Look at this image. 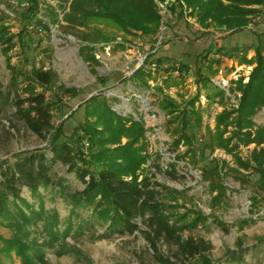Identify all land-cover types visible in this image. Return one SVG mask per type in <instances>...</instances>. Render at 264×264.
<instances>
[{
  "label": "trees",
  "instance_id": "1",
  "mask_svg": "<svg viewBox=\"0 0 264 264\" xmlns=\"http://www.w3.org/2000/svg\"><path fill=\"white\" fill-rule=\"evenodd\" d=\"M156 1L165 0H58V7L46 4L45 19L37 14L38 0H28V6L17 12L23 20L17 33L12 32L0 16V50L10 72L8 83L0 82V115L9 113L45 140L54 127V109L59 103V94H77L74 87L56 85V76L51 69L37 66L36 55L39 53L35 55L34 51L40 46V39L31 29L49 31V24L65 22L80 42L79 56L95 73V67L100 64L97 57L100 43H112L117 49L126 46L101 29H89V24L110 20L125 34L150 40L156 37L163 24ZM257 5L264 6V0H174L167 7L176 15L187 13L194 17L203 29L201 34L212 26L232 34L248 28L251 16L260 13ZM16 45L21 55L18 64L12 63L10 55ZM263 46L258 42L251 57H247L245 50L240 52L239 63L252 67L246 81L242 75L232 80V90L239 93L237 104L217 112L212 128L207 125L202 130V110L196 105L199 93L183 105L166 97L160 100L168 116L166 125L172 136L173 150L185 147L178 156L198 167L201 179L207 181L211 194L209 205L213 211L220 209L227 200L224 180L228 175L242 182L254 178L256 186L264 190V126L254 121L257 111L264 109ZM222 48L219 46L214 50L212 57L209 56L211 51H207L196 58L197 83L203 82L204 86L211 83L215 90L212 99L218 97L221 104L224 103V90L214 85L203 69L211 75L216 74L221 59L215 55L220 54ZM153 56L154 51L148 52L131 75L145 86L144 76L150 75L149 66L153 64L158 69L167 61L164 55ZM183 66L179 62L177 66L164 68L174 71ZM106 78L98 76L97 80L104 83ZM38 87L41 89L37 90ZM82 104L85 109L83 119L71 126L69 132L66 122L74 111L54 129V136L47 140L45 147L0 160V225L11 230L9 237L0 235V264L13 262L14 256L20 259V264L43 262L46 247L71 234L81 235L84 227L96 223L105 228L98 235L100 238L143 231L159 264H172L158 249L157 242L161 238L174 245L176 253L189 264H215L209 256L211 243L208 240L202 236L184 235L185 230L193 231L209 216L195 203L193 209L180 211L179 208L184 206L175 200L183 191L155 179L157 172H163L171 179L179 176L174 163L162 168L155 159L158 153L153 156L149 152L143 120L118 113L101 92L89 96ZM122 138H126L124 143ZM252 144L249 155L243 156L241 147ZM215 149L230 155L232 164L226 159L209 158ZM150 161L153 170L148 168ZM57 163L66 166L68 172H74L83 188L71 190L67 178L55 175L53 169ZM23 187L36 201H29L21 194ZM40 188L71 204L70 215L62 228L57 213L46 211ZM251 199L255 203V198ZM80 210L90 213L83 217ZM214 220L224 225L217 217ZM251 220L239 219L235 225L243 228ZM40 221L49 238L41 242L30 237V226Z\"/></svg>",
  "mask_w": 264,
  "mask_h": 264
},
{
  "label": "rangeland",
  "instance_id": "2",
  "mask_svg": "<svg viewBox=\"0 0 264 264\" xmlns=\"http://www.w3.org/2000/svg\"><path fill=\"white\" fill-rule=\"evenodd\" d=\"M173 1H156L163 16V24L160 25L156 37L150 40L125 34L110 20L91 22L89 29H101L117 42H124L126 46L125 49H117L112 43H100L97 50L100 64L95 67V73L79 56L80 42L65 22L49 24V31L38 29L35 32L31 29L35 37L40 39V46L34 51L35 55L39 53L36 55L37 66L51 69L56 76V85L74 87L77 94L66 96L59 94V103L55 104L54 109V127L45 140L39 138L9 113L0 115V160L12 159L17 153L45 147L47 140L54 136V129L74 111L66 122V130L69 132L71 126L83 119L85 111L83 101L101 92L118 113L143 120L149 152L153 156L158 153L155 159L162 168L169 167L171 163L175 164L179 176L177 179H171L163 172H157L155 179L183 191L175 200L184 206L179 210L193 209L195 203L209 216L206 222L199 224L193 231L185 230L184 235L202 236L208 240L211 243L209 256L215 264H264V190L256 186L254 178L242 182L228 175L224 180L227 186V200L220 209L211 210L208 183L201 179L198 167L190 164L187 158L178 156V153L184 151V146L173 150L172 136L166 125L168 116L160 103V100L166 97L183 105L199 93L196 105H200L202 110V130L207 125L213 127L214 116L223 107L236 106L239 93L232 90V80L242 75L246 81L252 67L239 63L240 52L245 50L247 57H251L258 42L264 45V6H256L260 13L251 16V22L246 29L231 34L228 30L212 26L205 34H201L203 29L194 17L187 13L179 16L169 12L167 6ZM23 2L24 6L21 5ZM27 2L28 0H0V16H3L4 22L14 33L23 25V20L19 18L17 12L28 6ZM47 3L58 7V0H38L39 17L47 19L45 14ZM61 16L60 13L59 18ZM219 46L223 48L220 54L215 55L221 59L216 74L211 75L206 69L203 71L210 76L214 85L224 90L223 104L218 101V97L212 99L215 92L213 85L208 83L204 86L203 82L197 83L196 75L198 55L211 51L209 56L212 57L215 54L213 51ZM42 48L46 50L42 51ZM153 51V58L164 55L167 61L158 69L153 64L149 66L150 75L144 76L147 80L145 86L131 75L139 66V57ZM10 55L12 63L20 62L18 45L10 51ZM179 62L185 66L174 71H166L164 68L177 66ZM98 76H106V81L99 82ZM9 78L10 72L0 50V82L3 85L7 84ZM54 88L56 89V86ZM80 104L82 105L78 107ZM254 121L264 126L263 108L254 115ZM121 141L124 143L126 138H122ZM252 147L253 144L241 147L242 155L248 156ZM212 157L226 159L232 164L231 156L221 149H215L210 153L209 158ZM152 163L149 162L148 168L153 170ZM53 172L67 178L71 190L83 188L82 182L76 178L74 172H68L62 163H57ZM40 190L44 195L46 211L48 214L54 211L57 213L59 226L62 228L70 215L71 204L58 195L52 196L49 190L43 188ZM21 194L29 201H36L26 187L22 188ZM251 197L255 198V203H252ZM80 211L83 217L90 213L89 210ZM215 217L224 225L214 220ZM244 218L252 220L243 228L235 225L239 219ZM141 228L145 229L142 225ZM30 230V237H35L39 242L49 239L42 221L30 226ZM104 231V226L98 223L86 226L83 234H71L65 240L46 247L43 262L37 264H159L143 231L98 237ZM0 235L9 237L11 230L0 225ZM157 246L161 254L168 257L172 264H189L176 253V247L163 238L158 240ZM7 263L20 264V259L14 256V261Z\"/></svg>",
  "mask_w": 264,
  "mask_h": 264
},
{
  "label": "built area",
  "instance_id": "3",
  "mask_svg": "<svg viewBox=\"0 0 264 264\" xmlns=\"http://www.w3.org/2000/svg\"><path fill=\"white\" fill-rule=\"evenodd\" d=\"M26 4H27V3H26ZM21 5H23V6H24V5H25V3L23 2V3H21ZM145 57H146V55H143V56L139 57V59H138V60H139V63H138V65H139V66H140V65L143 63V61H144ZM139 66H138V67H139Z\"/></svg>",
  "mask_w": 264,
  "mask_h": 264
},
{
  "label": "water",
  "instance_id": "4",
  "mask_svg": "<svg viewBox=\"0 0 264 264\" xmlns=\"http://www.w3.org/2000/svg\"><path fill=\"white\" fill-rule=\"evenodd\" d=\"M136 34V32H134Z\"/></svg>",
  "mask_w": 264,
  "mask_h": 264
}]
</instances>
